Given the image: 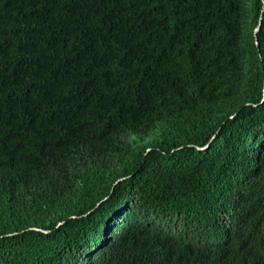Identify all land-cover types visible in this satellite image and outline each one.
Listing matches in <instances>:
<instances>
[{
  "label": "trees",
  "instance_id": "1",
  "mask_svg": "<svg viewBox=\"0 0 264 264\" xmlns=\"http://www.w3.org/2000/svg\"><path fill=\"white\" fill-rule=\"evenodd\" d=\"M0 264H264V0H0Z\"/></svg>",
  "mask_w": 264,
  "mask_h": 264
},
{
  "label": "water",
  "instance_id": "2",
  "mask_svg": "<svg viewBox=\"0 0 264 264\" xmlns=\"http://www.w3.org/2000/svg\"><path fill=\"white\" fill-rule=\"evenodd\" d=\"M259 24H260V20H259ZM259 24L258 26L254 29V34L256 35V31L259 29Z\"/></svg>",
  "mask_w": 264,
  "mask_h": 264
}]
</instances>
